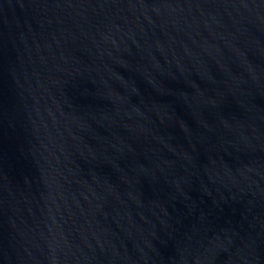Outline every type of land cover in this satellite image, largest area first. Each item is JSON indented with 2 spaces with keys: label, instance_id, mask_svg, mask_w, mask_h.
I'll return each instance as SVG.
<instances>
[{
  "label": "water",
  "instance_id": "water-1",
  "mask_svg": "<svg viewBox=\"0 0 264 264\" xmlns=\"http://www.w3.org/2000/svg\"><path fill=\"white\" fill-rule=\"evenodd\" d=\"M0 264H264V0H0Z\"/></svg>",
  "mask_w": 264,
  "mask_h": 264
}]
</instances>
